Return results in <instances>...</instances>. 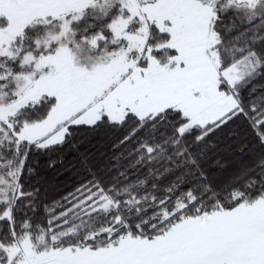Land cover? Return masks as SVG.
<instances>
[{
  "label": "snow or ice",
  "instance_id": "snow-or-ice-1",
  "mask_svg": "<svg viewBox=\"0 0 264 264\" xmlns=\"http://www.w3.org/2000/svg\"><path fill=\"white\" fill-rule=\"evenodd\" d=\"M0 264H264V0H0Z\"/></svg>",
  "mask_w": 264,
  "mask_h": 264
}]
</instances>
